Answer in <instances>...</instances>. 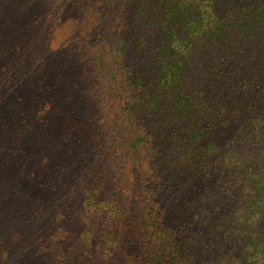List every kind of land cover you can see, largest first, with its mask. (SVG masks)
Wrapping results in <instances>:
<instances>
[{
  "label": "trees",
  "instance_id": "trees-1",
  "mask_svg": "<svg viewBox=\"0 0 264 264\" xmlns=\"http://www.w3.org/2000/svg\"><path fill=\"white\" fill-rule=\"evenodd\" d=\"M59 14V29L48 34L68 22L78 37L72 49L78 67L56 54L71 43L64 36L52 51L54 63L72 71L47 86L52 95L44 97L45 112L52 100L58 110L66 104L65 91L72 101L82 98L81 79L86 98L98 96L102 79L115 98L127 92L142 120L149 119V139H124L130 153L141 150L156 172H188L201 185L192 204L209 215L204 234L183 221L178 237L187 232L191 243L205 236L199 239L205 249L220 245V264L236 261V242L253 255L264 241V111L258 110L264 105V0H68ZM86 193L84 207L102 205L112 216L116 230L103 235L104 245L110 252L120 248L126 264L189 258L184 240L166 256L149 251L138 231L143 217L118 210L115 198Z\"/></svg>",
  "mask_w": 264,
  "mask_h": 264
},
{
  "label": "rangeland",
  "instance_id": "rangeland-1",
  "mask_svg": "<svg viewBox=\"0 0 264 264\" xmlns=\"http://www.w3.org/2000/svg\"><path fill=\"white\" fill-rule=\"evenodd\" d=\"M67 1L0 0V264H126L120 248L110 252L104 245L103 235L116 230L112 216L102 205L84 207L90 189L98 198L117 199L118 210L144 218L138 231L149 251L166 256L184 240L189 258L178 255L175 264H220V245L205 249L199 241L205 236L191 243L187 232L178 237L183 221L204 234L209 215L192 204L201 185L188 172H156L141 150L130 153L124 139L149 137V119L142 120L137 99L127 92L115 98L103 79L98 96L86 98L81 79L82 98L72 101L65 91L60 97L66 104L58 110L52 100L45 112L44 97L52 95L47 86L72 71L54 63L56 54L78 67L72 50L78 37L68 22L48 34L59 29L56 18ZM64 36L71 43L54 54ZM233 244V264H264V241L253 255Z\"/></svg>",
  "mask_w": 264,
  "mask_h": 264
}]
</instances>
